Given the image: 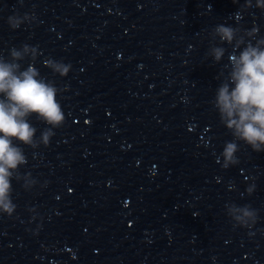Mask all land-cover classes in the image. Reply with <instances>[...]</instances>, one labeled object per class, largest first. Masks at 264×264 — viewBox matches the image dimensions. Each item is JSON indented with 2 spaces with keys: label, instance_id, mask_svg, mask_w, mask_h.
Here are the masks:
<instances>
[{
  "label": "clouds",
  "instance_id": "9594fccd",
  "mask_svg": "<svg viewBox=\"0 0 264 264\" xmlns=\"http://www.w3.org/2000/svg\"><path fill=\"white\" fill-rule=\"evenodd\" d=\"M234 2L239 3V0ZM252 7L264 11V0H255L254 5L252 0H245L239 11L243 13ZM34 19L28 14H14L7 18V23L10 29L17 30ZM210 36L213 41L219 40V45L213 44L207 53L214 63H220L225 56L227 49L222 45L232 47L229 63L224 66L227 74L219 72L217 78L221 82L212 102L220 123L233 137L225 142L220 153L222 167L228 169L239 164V142L253 152H264V37L257 38L256 27L242 29L225 24L216 25ZM37 55V49L27 44L9 49L7 58L0 55V214L9 217L17 208L12 181H23L25 190L36 184L30 174L20 172L28 163L22 146L47 147L53 130L65 122L57 99L60 90L35 67ZM25 59L32 62L22 67ZM46 66L61 78L71 71L70 64L53 59H49ZM33 116L47 125L38 139L37 128L30 123ZM255 191V183L245 188L248 196ZM225 209L234 227L252 229L258 222L259 211L250 204L226 203Z\"/></svg>",
  "mask_w": 264,
  "mask_h": 264
}]
</instances>
